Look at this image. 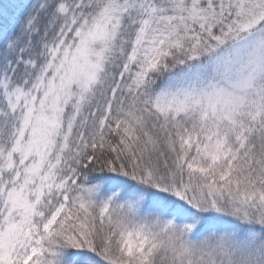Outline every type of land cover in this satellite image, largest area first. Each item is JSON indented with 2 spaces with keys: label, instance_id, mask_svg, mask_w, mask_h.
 I'll return each mask as SVG.
<instances>
[{
  "label": "snow or ice",
  "instance_id": "1",
  "mask_svg": "<svg viewBox=\"0 0 264 264\" xmlns=\"http://www.w3.org/2000/svg\"><path fill=\"white\" fill-rule=\"evenodd\" d=\"M0 264H264V0H0Z\"/></svg>",
  "mask_w": 264,
  "mask_h": 264
}]
</instances>
